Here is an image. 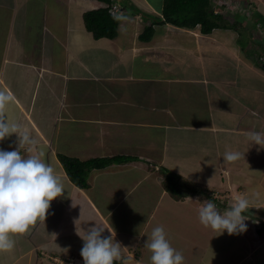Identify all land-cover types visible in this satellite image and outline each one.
Masks as SVG:
<instances>
[{"label": "crops", "instance_id": "1", "mask_svg": "<svg viewBox=\"0 0 264 264\" xmlns=\"http://www.w3.org/2000/svg\"><path fill=\"white\" fill-rule=\"evenodd\" d=\"M54 1L0 0V90L15 97L7 112L37 140L65 187L46 220L14 235L0 264L81 255L77 228L84 235L95 221L116 231L124 264H151L144 244L156 226L184 264H264V150L247 136L264 132V68L254 52L256 35L264 34V0L242 1L240 12L253 20L242 17L237 28L209 34L200 25L153 23L164 0H119L124 12L115 38H96L84 21L86 11L108 2ZM149 25L154 32L144 41ZM18 146L17 134L0 142L6 150ZM226 151L245 155L225 164ZM58 154L134 159L92 169L89 187L81 188ZM161 166L208 192L175 199L157 173ZM216 191L225 200L221 212L236 196L249 199L246 232L215 236L200 223L199 208Z\"/></svg>", "mask_w": 264, "mask_h": 264}, {"label": "clouds", "instance_id": "2", "mask_svg": "<svg viewBox=\"0 0 264 264\" xmlns=\"http://www.w3.org/2000/svg\"><path fill=\"white\" fill-rule=\"evenodd\" d=\"M114 2L119 0H111L107 8ZM246 15L250 14L247 12ZM121 16L117 18L118 21ZM263 59L262 55L257 58L264 68ZM14 102L15 97L11 93L0 90V142L17 134L19 145L13 150L0 147V252L14 249V235L25 234L38 221L46 220L52 201L65 191L61 178L42 159L43 152L37 150V140L19 121L9 116L7 108ZM247 136L251 147L259 146L258 151L264 150V132L251 131ZM25 145L28 146V155L22 151ZM242 155L245 154L226 151L223 155L224 163L235 162ZM75 205L73 200V206ZM249 207L247 197L236 196L229 202L226 210L221 212L212 196V199H205L199 208V221L203 226L211 228L216 233L215 236L225 232L229 235L240 234L248 230L246 220L249 219ZM257 223L261 224V221L258 220ZM106 230L110 234L105 235ZM77 234L84 242L81 248L84 264H116L121 260L122 244L115 239L116 231L111 228L95 221L87 228L86 234L81 235L78 228ZM147 237L144 246L151 252V264H184L183 253L171 244L163 226L154 227ZM58 259L53 258V261L60 264Z\"/></svg>", "mask_w": 264, "mask_h": 264}, {"label": "trees", "instance_id": "3", "mask_svg": "<svg viewBox=\"0 0 264 264\" xmlns=\"http://www.w3.org/2000/svg\"><path fill=\"white\" fill-rule=\"evenodd\" d=\"M102 1L111 3V0ZM220 10V12H215L213 0H164L162 17L157 18L153 23H170L185 28H194L200 25L201 32L204 34L212 33L217 28H237L239 23H241L240 25L243 24L236 16L232 17L224 13L222 11L223 9ZM84 21L86 28L96 38H115L117 35L119 21L111 15L107 7L86 11L84 13ZM153 32V25H149L145 28L140 38L148 41L151 39ZM58 157L70 179L81 188L89 187L88 175L92 169L104 168L114 163H125L134 159L131 156L124 155L97 157L87 160L64 154H58ZM157 170L158 175L161 177L163 187L177 200L185 199L192 194H206L208 192L205 185L185 180L180 174L164 166L159 167ZM116 264L124 263L120 260Z\"/></svg>", "mask_w": 264, "mask_h": 264}, {"label": "rangeland", "instance_id": "4", "mask_svg": "<svg viewBox=\"0 0 264 264\" xmlns=\"http://www.w3.org/2000/svg\"><path fill=\"white\" fill-rule=\"evenodd\" d=\"M155 3L157 4L159 0H154ZM242 1H245V0H227L226 2V5H224L222 8L220 9H223L222 11L232 17H235L237 16L235 13H238L240 12V8L243 6L241 5L242 4ZM50 3L51 5H57V2H55L54 0H50ZM233 7V8H232ZM236 7V8H235ZM41 9V8H40ZM249 13V11H248ZM244 13H241V14H238L237 18H239L240 20L243 18H246L245 14L243 15ZM250 14V13H249ZM251 15V14H250ZM251 20H253V16L251 15ZM241 23H239L240 25ZM240 31V30H239ZM259 33V32H258ZM257 33V34H258ZM241 34V39H240V44L242 43L243 46H245L247 48V35L248 33H246V31H241L240 32ZM261 33H259L260 35ZM259 35H256V39L258 38L259 41H261L259 44H258V47L255 48V56L256 58H260V56H264V41L263 39H260L261 37ZM261 35H264V34H261ZM256 60V59H255ZM260 62V60H259ZM146 91V90H145ZM147 92V91H146ZM202 96V94H201ZM155 111H152V113H154ZM147 113V112H146ZM190 113V112H189ZM195 113H198V110L196 111H192V114H195ZM212 197V196H211ZM220 255V257H219ZM218 253L215 255L217 259L221 260V259H225V255L224 254H219ZM219 257V258H218Z\"/></svg>", "mask_w": 264, "mask_h": 264}, {"label": "built area", "instance_id": "5", "mask_svg": "<svg viewBox=\"0 0 264 264\" xmlns=\"http://www.w3.org/2000/svg\"><path fill=\"white\" fill-rule=\"evenodd\" d=\"M226 2L227 0H213V6H214L215 12H220L221 11L220 7H223L224 5H226ZM109 12L111 13V15L118 18L123 13L121 4L119 2L112 3L109 6ZM220 198H221L220 194L216 191L213 194V201L216 203L219 210L223 208V205L225 203V200H221ZM58 261L60 264H84L83 257L77 254L71 255L64 259H60V260L58 259Z\"/></svg>", "mask_w": 264, "mask_h": 264}]
</instances>
